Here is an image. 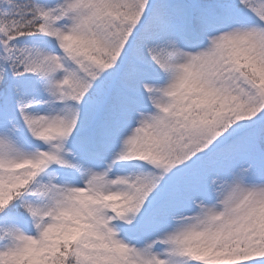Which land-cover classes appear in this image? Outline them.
I'll use <instances>...</instances> for the list:
<instances>
[{
  "label": "snow or ice",
  "instance_id": "obj_1",
  "mask_svg": "<svg viewBox=\"0 0 264 264\" xmlns=\"http://www.w3.org/2000/svg\"><path fill=\"white\" fill-rule=\"evenodd\" d=\"M0 264H264V0H0Z\"/></svg>",
  "mask_w": 264,
  "mask_h": 264
}]
</instances>
